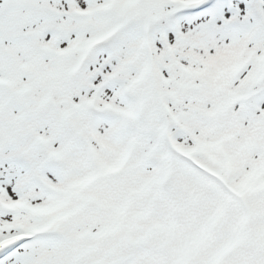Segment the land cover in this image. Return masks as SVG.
Here are the masks:
<instances>
[{"label": "snow or ice", "instance_id": "snow-or-ice-1", "mask_svg": "<svg viewBox=\"0 0 264 264\" xmlns=\"http://www.w3.org/2000/svg\"><path fill=\"white\" fill-rule=\"evenodd\" d=\"M0 264H264V0H0Z\"/></svg>", "mask_w": 264, "mask_h": 264}]
</instances>
